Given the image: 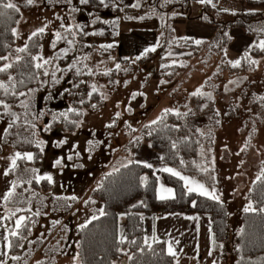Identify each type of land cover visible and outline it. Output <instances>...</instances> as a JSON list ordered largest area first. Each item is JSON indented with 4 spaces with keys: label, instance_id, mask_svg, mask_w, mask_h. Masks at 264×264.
<instances>
[{
    "label": "rangeland",
    "instance_id": "rangeland-1",
    "mask_svg": "<svg viewBox=\"0 0 264 264\" xmlns=\"http://www.w3.org/2000/svg\"><path fill=\"white\" fill-rule=\"evenodd\" d=\"M137 1L142 5L146 4V0ZM120 2L121 7L127 9L131 13L130 15L137 17L151 15L154 10L163 8L165 5V2L161 1L153 3L145 10L136 9L137 7L129 10L127 6L130 7L129 3H133L132 0H121ZM168 3L167 6L176 5L174 7L176 11L173 14L178 10L188 11L191 15L202 12L207 20L220 23L229 22L235 17L230 10L224 11L225 9L221 6L200 11L201 6H198L197 3H193L190 7L186 6L183 0H170ZM218 5L221 4L218 3ZM252 6L253 10L245 13L238 20L243 23L246 20L247 24L255 27V18H264V7ZM77 8L81 10L73 11ZM108 9L101 14L98 13V16L101 19L115 16ZM122 10L124 11V9ZM257 11L260 13L255 15ZM69 13L71 15L65 8L53 10L46 9L42 5L35 6L30 10H22L20 22L15 27L18 29L19 38L15 37L13 50L9 53L11 54L10 62L19 55L15 49L23 47L31 32L44 24L48 23V27L40 38L42 47L39 55L50 59L51 50L49 47L55 32L61 29V24L64 25L62 27L64 29L71 25L72 32L76 36L75 24H84L86 31L89 30L95 18L89 13L86 5L81 4L79 0H73V7ZM57 16L61 19H57ZM69 16L70 18H68ZM164 21H166L168 29L160 30L156 29L158 27L153 21L137 19L126 21L121 18L119 34L116 39L118 46L110 57L101 56L98 53L99 47L102 44H107L109 38L85 35L83 41L90 45L86 58L90 73L115 70L113 74L110 72L108 75L97 77L95 82L100 91L102 104L96 108L84 110L78 128L72 133L64 131L60 127L55 130L51 129L53 120H59L61 116H57L54 111H61L65 107V103L62 101L63 96H59V92L55 94L54 90V94L47 97L48 102L50 101L49 108L45 107L44 103L41 105L37 92L27 96L26 100L29 103L35 97L37 99L35 117L30 108L28 120L36 124V128L32 130L36 133V141L45 142L44 151L38 162L33 165V168L39 170L38 173L28 171V176L25 169L18 170L17 168L15 171L20 173L19 176L23 180L30 179L34 175H51L53 183H51L50 194L44 190L37 191L33 185L25 183L17 190L18 195L13 197L11 202L5 203L0 199V203L4 207L0 213V225H2L0 226V237L8 236L3 217L9 215L10 209L13 211L17 207L23 209L12 217L13 220L10 224L13 223L15 226V220L19 216H25L30 217L29 221L32 225L22 251L18 255L22 259L11 260L5 255L3 259L7 260L8 264H37L38 261L43 264H74L75 247L73 244L76 243V228L85 224L102 208L101 202L91 197L90 191L96 186L100 175L106 168L105 160L110 155L114 159L115 154L118 155L121 148L130 141L126 125L138 128L144 123H150L156 120L164 109L184 111L192 93L200 90L207 80H212L209 88L211 87L213 90L217 87L216 113L214 116L209 115L208 121L202 119L204 125L202 127L201 124L202 132H209L205 143H208L212 149V157L210 160L209 158L203 160L202 169H207L206 172H203L207 184L224 193V200H230L228 202V240L229 245L232 246V242L241 228L238 211L247 207L245 196L249 186L264 170V99H261L264 97V56L256 59L259 64L251 65L249 71L244 73L246 80L238 89L229 94H225L222 90L223 84L231 79L228 64H230L229 61L240 58L239 54L229 47L226 49L224 65H220L221 58L218 54L208 55L206 50L193 54L191 50L172 47L166 54V57L169 58L168 62L174 63L173 59L180 57L178 61L185 64L186 69L172 79L166 78L167 70L159 69L160 56L146 59L144 62L141 55L145 48L156 47L162 39H166V31L171 27L168 18H164ZM239 28L242 30V25H236L235 33H240ZM243 28L245 30V27ZM249 34L254 36L252 32ZM158 36L161 37L159 41L157 40ZM231 39L230 36V41ZM183 55L186 57H181ZM138 56L140 59H137ZM122 59H126V61ZM56 62L52 60L46 66L51 70ZM117 64L120 65L119 69L116 68ZM220 68L223 71L221 74H217ZM66 75L60 73L57 79L63 78L62 81L65 83L62 86L63 92L69 93L67 88L72 85V80ZM147 77H149L148 80ZM4 81L6 82V80ZM145 81L147 82L145 83ZM143 85L144 88H142ZM133 90L139 93L143 91L144 102L141 105L142 97L138 95L130 104L132 110L128 112L126 106L129 104L128 98ZM41 113L42 115H38ZM116 113H120L119 118L116 117ZM110 124L112 127H108ZM45 125H50V130L44 131ZM6 126L7 121L0 120V197L8 190L9 182L14 180L10 174L3 175L4 170L10 166V161L7 158L17 151L32 152L16 149L10 143L2 144L1 138ZM61 140L66 142L58 146V142ZM220 147L223 151V162L216 154ZM123 156L119 154V157ZM57 159H61L60 165H55ZM26 169L31 170L27 167ZM25 189L29 190L25 191ZM21 193L22 195H20ZM73 196L77 199H71ZM29 208H31V212L27 211ZM37 210L41 214L33 216L32 213ZM57 221L58 223H55ZM1 244L4 253H7V241L0 238V253ZM228 248L230 249V247ZM233 263L234 260L230 258V264Z\"/></svg>",
    "mask_w": 264,
    "mask_h": 264
},
{
    "label": "trees",
    "instance_id": "trees-1",
    "mask_svg": "<svg viewBox=\"0 0 264 264\" xmlns=\"http://www.w3.org/2000/svg\"><path fill=\"white\" fill-rule=\"evenodd\" d=\"M121 0H105V5L100 3V0H89L86 7L89 9V13L94 15V21L90 26L89 30L85 31V25L82 23L75 24L76 36L67 32L66 29L60 27L59 32L67 37V39L73 40V44L69 45L66 40L57 42L55 49L51 47L55 41V35L52 39L49 49L51 50L50 61H57L49 70V67L45 65L43 69H35L30 65L31 55H37L40 53L41 47L34 45H40L41 35L34 37L33 40L26 41L28 46V52L19 53L18 56L22 57L20 64L15 65L10 70L11 75L16 76L14 81L16 90L24 91L29 93H38V100L43 103L44 106L49 108L50 101L48 102L47 97L54 93L59 92V96L62 95V101L65 103V107L60 110L54 111L59 116L61 112L66 113V116H60L59 120L54 119L52 122V130L56 128H62L64 131L72 133L75 131L80 123L83 116V112L86 109L93 108L102 104V99L98 85L95 82L99 75H105V72L90 73L86 58L89 52L90 45L83 41L85 35L83 33H89V36H105L109 38L107 44H112L111 48L99 47V55L110 57L113 52L117 49V37L119 34L120 19L130 21L133 19L150 20L157 18L159 13L154 10L153 14L147 16H133L131 13L121 7ZM132 5H139L136 9H140L141 3L137 0H132ZM21 6L22 10H30L35 6H44L46 9H67L73 7V0L71 3L68 0H36L34 5H26L25 0H13ZM155 3V2H154ZM251 5L258 7H264V0H254L249 2ZM82 4V3H81ZM111 11L115 16L109 19H101L98 13ZM130 8L134 7H128ZM121 9H124V11ZM142 9V8H141ZM81 10L80 8L76 9ZM107 10V12H108ZM258 12L255 14L257 15ZM13 19L7 20L6 18L0 19V55H8L15 44V37L11 34V29L15 28L19 20L21 13L17 14L10 12ZM244 14L235 16L229 22L218 23L217 29L214 34L209 38H195V37H183L174 39L172 37L173 30L166 31V39H162L161 43L156 46L155 52H149L147 55H142V59L145 62L146 59H152L155 56H160V70H167L166 78L172 79L174 76L183 72L186 69V65L180 63L179 58L173 59L174 63L168 62L169 58L166 57L168 50L172 47L182 50H191L193 54H198L200 51L206 50L208 55L218 54L221 58V64L224 65L226 59V49L229 47L230 33L229 28L238 24L245 27L244 32L251 36V43L242 51L238 52L241 61V65L238 67H232L228 64V72L231 73V79L223 84L222 90L225 94L234 92L239 86L246 80L244 73L249 71V67L252 64L245 58V53L251 59H257L264 56V51H261L256 45L261 40H264V18H255L254 25L247 24L244 20L240 22L238 19L242 18ZM70 18V16L68 17ZM193 18H201V16H195ZM170 20H173L172 18ZM212 24L215 22L212 21ZM217 24V23H216ZM76 25H80L83 28V33ZM69 28V27H68ZM72 29V26L70 25ZM247 31V32H246ZM103 33L102 35L99 33ZM252 32V35L249 33ZM92 33H97L93 35ZM87 36V35H86ZM186 38V39H185ZM200 40L201 43L197 44L195 41ZM166 41V43H165ZM165 43V44H164ZM102 44V45H107ZM251 46V47H250ZM68 49V55L60 58V49ZM146 57V58H145ZM181 57H186L185 55ZM177 60V61H176ZM126 61V60H125ZM4 63L0 61V64ZM25 65H28L27 67ZM74 67H71L73 66ZM76 69L80 72L77 74ZM49 73L48 76H44V71ZM115 70V69H114ZM114 70L107 71L114 73ZM220 68L217 74L222 73ZM23 73V75H21ZM54 73V75H53ZM60 73L67 74L72 85H69L67 91L63 92L62 86L65 83L57 79ZM8 74H0V80H6ZM49 77V80L47 78ZM149 77H147L148 80ZM23 80L24 83H19ZM83 81V83H81ZM147 81H145L146 83ZM212 80H207L200 92L202 95H191L187 102V108L184 111H173L164 116L162 120H159L156 124H142L138 128H133L126 125L127 133L130 135V141L121 148L120 153L115 154L114 159L106 166L105 170L100 175L99 181L96 186L90 191V195L93 198L99 200L102 204V208L105 215L100 216L97 213L95 216L98 219L92 220L91 223H87V226L76 228V243L73 244L75 247L74 264H175V259L166 253L164 243H152L151 248L143 243V215L152 214L154 216H162L166 213H202L211 217L212 233L215 236V241L221 243L222 255L225 259L234 260L233 264H264V176L261 179L255 178L249 186L247 195L245 196L249 203L252 205L254 211L245 212L244 210L240 214L241 228L239 233L236 235L232 246L229 245L228 240V214L227 207L221 200L210 199L205 196H201L198 193H188L186 188L183 186V182L178 178L172 177L168 173H163L166 182L171 185L175 190V199L159 200L156 195V183L157 178L152 168L144 167V164L135 162L132 159V153L141 143H146L148 146L160 155L161 163L170 166L184 174H187L193 178L199 179L206 184L203 168V160L212 157V149L206 141V137H209V132H202L201 124L202 119L208 121L209 115H215V96L217 94L216 89L209 88ZM95 84L97 87L96 92H92L91 86ZM48 85V87H47ZM145 85V84H144ZM144 85L142 88H144ZM11 88V84L9 85ZM47 88V89H45ZM141 88V89H142ZM29 90H32L29 92ZM55 90V92H54ZM54 92V93H53ZM92 92L91 97L88 93ZM133 93H139L133 90L128 98L129 104L126 106V111L130 104L137 98L132 99ZM140 93H143L141 91ZM35 96V94H33ZM142 97V95H140ZM0 99L5 100L11 105V111L15 112L20 116V120L17 121V125L11 129L6 126L7 132L2 134V144L10 143L14 148L19 150L32 151L35 156L33 161H18V170L27 168H33L39 158L42 155L39 148L36 147V139L31 133L33 130L30 128L27 131L24 130L23 124L25 120V109L20 107V101L26 100V97H16L12 95L5 96L2 89H0ZM38 101V102H39ZM83 101V103H81ZM144 102V96L142 97L141 105ZM37 105L36 97L30 103V108L33 110L32 115L35 117V106ZM40 105V106H41ZM206 105V106H205ZM95 107V108H96ZM30 108L28 109L27 119L30 117ZM69 109H75L76 111H69ZM35 111V112H34ZM179 112L181 115H176ZM6 110L0 106V120H6L7 125L13 119L11 116L6 115ZM77 113H80L77 115ZM187 113V115H184ZM163 114V113H162ZM162 114L159 116L161 117ZM157 120V119H156ZM73 121L75 123H73ZM150 125V127H145ZM202 127L204 125L202 124ZM17 133H23L28 139L32 140L33 143L22 142V137ZM151 133V134H149ZM173 143L176 147L173 148ZM124 155L123 157H119ZM117 155V156H116ZM161 157L163 159H161ZM183 160V164L181 163ZM126 165V167H125ZM199 166V167H198ZM21 168V169H19ZM118 169V171H114ZM29 176V172H26ZM19 172L16 171L10 173L14 180L21 178ZM147 176L148 182L146 186L141 185L140 177ZM261 176V174L259 175ZM23 180V178H21ZM31 185L35 187V190H44L47 194H50L52 184H49L47 180H42L39 184L33 182ZM20 187H17L16 191ZM140 201H144L146 207L140 205ZM192 201L196 202V206H192ZM136 205V207H133ZM8 215V214H7ZM6 215V216H7ZM5 225L8 229L14 228L12 219H4ZM88 220V221H89ZM87 221V222H88ZM124 222L126 240L124 243H120L121 239V223ZM28 228L31 229V221H26ZM22 234L26 239H18L8 236L12 240L14 245H24L29 235L27 229L22 230ZM135 240L136 244H131L129 241ZM230 247V249L228 248ZM23 248V247H22ZM21 247L14 246L8 249L7 256L20 255L22 251ZM143 248V251L140 249ZM122 250V251H121ZM131 257V258H130Z\"/></svg>",
    "mask_w": 264,
    "mask_h": 264
},
{
    "label": "snow or ice",
    "instance_id": "snow-or-ice-1",
    "mask_svg": "<svg viewBox=\"0 0 264 264\" xmlns=\"http://www.w3.org/2000/svg\"><path fill=\"white\" fill-rule=\"evenodd\" d=\"M26 5H34L36 3V0H25ZM69 3H71V0H68ZM80 3L82 4H87L89 2V0H79ZM200 3H207V4H212V0H199ZM100 3L102 5H105V0H100ZM139 5H133V7H138ZM105 7H107V5H105ZM213 7H215V5H213ZM73 11H76V9H73ZM224 11H227V9H225ZM10 12H14L17 14L21 13V6H19L17 3L13 2V0H0V19L2 18H6L7 20H12L13 17L10 15ZM235 14V13H233ZM57 19H61V17L57 16ZM143 17H141L142 19ZM19 20H16L15 23H19ZM49 23H51L49 21ZM48 27V23L44 24L42 27L37 28L35 31L31 32V34L28 36V40H33L34 37H37L38 35H42L45 33L46 29ZM61 27H64L63 24H61ZM77 28L80 29V31L83 33V28L80 25H76ZM66 31L69 33H72L73 36H75V33L72 32V29L66 28ZM11 34L14 37L19 38V33H18V29L17 28H12L11 29ZM84 35H88L89 33H83ZM93 35L97 34V33H92ZM99 34H103L102 32ZM55 41L52 43L51 47L53 49L56 48L57 46V42L61 41V40H66V42L69 45L73 44V40L67 39V37L63 36L59 31L55 32ZM186 39V38H185ZM195 43L199 44L201 43L200 40L195 41ZM36 47H42V45H34ZM101 48H111L113 47L112 44H107V45H101ZM251 47V46H250ZM256 47H258L261 51H264V40H261L259 42L258 45H256ZM156 51V47H151V48H145L143 53L141 55H147V53L149 52H155ZM15 52L17 53H26L28 52V46L27 44H25L23 47H18L15 49ZM68 55V49L64 48V49H60V58L66 57ZM10 58H11V54L9 55H0V61H3L4 63L0 64V74H8L7 76V83L4 80H0V89L3 90L5 96L7 95H12L14 97H16L17 99H19V97H26L28 96L29 93H26L24 91H17L16 90V86L14 81H16V76L9 74L10 70H12L14 68L15 65L20 64L22 57L20 56H15L14 60H11L10 62ZM245 58L248 59V62L252 65H257L259 64L258 60L255 59H251L248 57V54L245 53ZM137 59H140V57L138 56ZM42 61V62H39ZM51 61L49 59L44 58L42 55H31V59H30V65L31 67H34L35 69H43L45 67V65L49 64ZM229 63L231 64L232 67H238L241 65V61L239 59L235 60V61H229ZM26 67L28 65H25ZM71 67H74L71 66ZM116 68L119 69L120 65L117 64ZM77 74H79L80 70L76 69ZM44 76H48L49 73L45 70L42 73ZM105 75H108L109 72H105ZM21 75H23V73H21ZM54 75V73H53ZM19 83L23 84L24 81L20 80ZM83 83V81L81 82ZM11 84V88L9 87V85ZM92 88V92H96L97 91V87L95 84H93L91 86ZM32 90H29V92H31ZM92 92L88 93V96L91 97ZM203 93L200 92V90L198 89L196 92L192 93V95H202ZM137 95H144L143 93H133L132 94V99H135ZM106 98V97H105ZM261 99H264V97H261ZM81 103H83V101H81ZM0 106H2L5 110H6V115L11 116L13 119L8 123L7 127L8 129H11L13 127H15L17 125V121H19L21 118L19 115H17L15 112H12L11 109V105L9 103H7L5 100L0 99ZM206 106V105H205ZM20 107L25 109V120H24V124H23V128L25 131H27L29 128L31 129H35L36 128V124L31 123L28 119V109L30 108V103L28 100H21L20 101ZM93 108L96 107V105H92ZM129 111H131V109H128ZM69 111H73L75 112V109H69ZM170 112H173V109H164L163 114L161 117H158L157 120H153L151 122V124H156L159 120H162L164 118V116H166L167 114H169ZM80 113H77V115H79ZM38 115H42L38 114ZM61 116H66V113L61 112L60 113ZM120 113H116V117L119 118ZM176 115H181L179 112H176ZM184 115H187V113H185ZM73 123H75L73 121ZM50 125H45L44 127V131H48L50 130ZM108 127H112V125H108ZM145 127H150V125H145ZM5 132H7V129H5ZM33 136H35V132L31 133ZM151 134V133H149ZM17 135H20L22 137V142H27V143H33L32 140L28 139L26 136H23V133H17ZM66 141L61 140L58 142V146L59 144H63ZM89 143H91V141H89ZM36 147L39 148L40 152L44 151V144L45 142L40 140V141H36L35 142ZM176 145L175 143H173V148H175ZM243 150V149H242ZM10 161V166L8 168H6L3 172L4 176H8L10 173L14 172L18 167V161L19 160H24V161H33L35 159V156L32 152H15L12 156L7 158ZM68 159H71V157H68ZM161 159H163L161 157ZM181 163L183 164V160H181ZM61 164V159H57L55 161V165H60ZM126 167V165H125ZM144 167L147 168H152L153 166L151 164L145 163ZM199 167V166H198ZM202 171H207V169H201ZM25 172L31 171L32 173H38V169H25ZM114 171H118V169H114ZM159 171L162 172H166L169 173L172 177L178 178L180 181H183V186L186 188L188 193H198L201 196H205L208 197L210 199H214V200H219V197L215 194V190H209L203 183H200L198 181H196L195 179L188 177L186 175H183L180 171L171 168V167H163L161 169H159ZM264 176V170H262L261 172V176H258L257 179H261V177ZM42 180H47V182L49 184L53 183V178L51 175H34L32 178L27 179V180H22L21 178H18L17 180H12L9 182V187L8 190L2 195V197H0V199H2L5 203L11 202L13 197H16L17 194V187H22L23 184H28L31 185L33 182L39 184ZM157 181H159V177H157ZM140 182L141 185L146 186L147 182H148V177L147 176H142L140 177ZM29 189H25V191H28ZM22 195V193L20 194ZM71 199L75 200L77 199V197L73 196L71 197ZM157 199L159 200H168V199H175V191L173 188L171 187H166L164 184H159V187L157 189ZM87 203V202H86ZM94 203V201H93ZM140 205L143 206H147L145 204L144 201H140L139 202ZM192 206L195 207L196 206V202L192 201ZM133 207H136V205H133ZM23 209L17 207L15 208V210H9V215L3 217V219H11L13 216L16 215L17 212L22 211ZM255 209H253L252 205L249 204L244 211L248 212V211H254ZM27 211L31 212V208L27 209ZM261 211H264V209H261ZM41 213L39 210L35 211L32 213L33 216H39ZM99 214L100 216L105 215V212L103 209L99 210ZM30 217H25V216H19L16 220H15V226L14 228H10L8 229L9 232V236L14 237V238H18V239H26V237L23 236L22 234V230L27 229L28 231H30V229L28 228V225L26 223L27 220H29ZM92 220L98 219L97 216H93L91 218ZM187 219H191V220H198L199 217L196 216H192V217H187ZM55 223H58L55 222ZM87 223H91V220H89L88 222H86L85 224H82L80 227L84 228L87 226ZM2 226V225H0ZM9 236H3L0 237L3 240L7 241L6 247L8 249L13 248L14 246H18V247H23L24 245L22 244H18V245H14L12 240L9 239ZM151 239L152 243H161L162 241L155 235V233H153V235L151 236V238L145 236L144 237V241L143 243L145 245H147L149 248H151V244L149 243V240ZM212 244L215 245L216 241H215V236H211L210 237ZM126 240V236L122 235L121 239H120V243H124ZM129 243L131 244H136L135 240L129 241ZM164 243H166L167 247H166V252L167 255L173 257L176 260V264H179V260H178V253L176 251V249L173 247V241H164ZM175 243H179L178 241H175ZM220 247H223V245H221ZM122 251V250H121ZM140 251H143V248L140 249ZM7 255V253H0V264H8L7 260L3 259V256ZM212 255V251H209V256ZM11 260H21L22 257L18 256V255H13L9 257ZM131 258V257H130ZM74 259H77V257H74ZM37 264H43V262L38 261ZM213 264H216L215 261H213Z\"/></svg>",
    "mask_w": 264,
    "mask_h": 264
},
{
    "label": "crops",
    "instance_id": "crops-1",
    "mask_svg": "<svg viewBox=\"0 0 264 264\" xmlns=\"http://www.w3.org/2000/svg\"><path fill=\"white\" fill-rule=\"evenodd\" d=\"M150 1H152V3H150ZM161 1H164L165 5L163 6V8L156 9L157 13L161 11L157 18L154 19L152 18L150 20H143V19H137V20L153 21L158 27L156 29L166 30L168 28L166 21H164V18H168L170 21L169 22L170 23L169 26L171 27L170 29L173 30V37L176 39L189 37V36L195 38H209L214 34V32L217 29V25H219L218 23H220L214 20H207L203 16L204 14L202 12H200L199 14L191 15L190 13H188V11L182 12L178 10V12L173 14V12L176 11L174 10V7H176V5L167 6L169 4L168 1L170 0H146V4L144 3L142 5L141 3L142 6L141 8L145 10L146 7L147 8L148 6L151 7V5L154 2L160 3ZM183 1L184 4L189 7L192 6L193 3H197L198 6H201L200 11L221 6L224 9L230 10L232 13H235L233 15L238 16L253 10L252 9L253 6L249 2L254 0H212V4H207V3L202 4L199 2V0H183ZM218 3L221 5H218ZM213 5H215V7H213ZM129 6L133 7L132 2L129 3ZM195 16H201V18H193ZM171 18L173 20H170ZM212 21L215 22V24H212ZM239 29L241 30V28ZM235 30H236V26H231V28H229V33L232 37L231 39L232 42L229 45V49L230 48L234 49V51L238 53L243 49H245L251 43V36L247 35L244 32L243 28L241 31L239 30L240 31L239 34L235 33ZM177 34H179L180 36H176ZM159 38L161 39V37L158 36L157 39L158 41ZM122 60L124 61L126 59H122ZM216 154L219 160L223 162V158H222L223 151H221V147L219 148ZM112 158L113 157L110 155L109 158L105 160L106 162L105 167L108 165L107 163L111 162ZM132 159L135 162L141 164L148 163L153 166L152 169L156 178L159 177V181H157L156 183V195L159 184H164L166 187L173 188L171 185H169L166 182L163 176V173L166 172L159 171V169L163 167H170V166L161 163L160 155L155 151H153L148 146V144L141 143L132 153ZM182 174L191 177L187 174L184 173ZM193 179H195L200 183H203L209 190H215V194L219 197V200H221L226 204L227 214H228V224H229L228 202H230V200L228 199L224 200V196H225L224 193H222L216 187L208 185L199 179L196 178ZM249 204L250 203L247 199L245 205L248 206ZM3 209L4 207L0 203V213H2ZM242 211L243 210L238 211L239 215L241 214ZM192 216L199 217V219L198 220L187 219V217H192ZM124 231H125V225L124 222H122L121 236L124 235L125 233ZM153 233H155V235L162 241V243H164V241L174 242L173 247L176 249L178 253L179 264H213V261H215L216 264H230V260L225 259L222 255V247H220L222 244L217 241L215 245L212 244V241L210 239V237L213 236L212 223H211V217L209 215L202 213H191L188 215L183 213H166L162 216H154L149 213L144 214L143 240L145 236L151 238ZM175 241H178L179 243H175ZM149 243L152 244L151 239L149 240ZM164 244L166 248L167 245L166 243ZM210 250L212 251L211 256H209ZM1 253H4L2 244H1ZM175 264H176V260H175Z\"/></svg>",
    "mask_w": 264,
    "mask_h": 264
}]
</instances>
